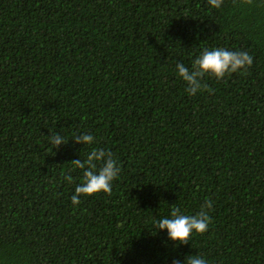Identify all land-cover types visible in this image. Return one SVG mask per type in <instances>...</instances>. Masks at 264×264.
Instances as JSON below:
<instances>
[{
    "label": "trees",
    "instance_id": "obj_1",
    "mask_svg": "<svg viewBox=\"0 0 264 264\" xmlns=\"http://www.w3.org/2000/svg\"><path fill=\"white\" fill-rule=\"evenodd\" d=\"M217 48L253 64L189 95L176 64ZM55 133L68 143L54 149ZM93 148L120 175L73 205L70 163ZM206 199L208 231L187 245L156 229L173 205L195 215ZM196 254L264 264V0H0V264Z\"/></svg>",
    "mask_w": 264,
    "mask_h": 264
},
{
    "label": "clouds",
    "instance_id": "obj_2",
    "mask_svg": "<svg viewBox=\"0 0 264 264\" xmlns=\"http://www.w3.org/2000/svg\"><path fill=\"white\" fill-rule=\"evenodd\" d=\"M211 8L219 9L224 0H207ZM251 2V0H247ZM253 64V57L247 52L229 51L227 49H204L199 56H196L191 63V68L183 63L176 64V71L185 84V91L189 95H196L202 89V80L205 76L214 77L216 80H222L227 74L236 73ZM71 139L76 144L83 146L94 143V137L85 132H72ZM49 143L58 149L61 145H66L64 137L59 133L49 134ZM74 168L82 170V182L75 188V194L71 197L73 205L80 203V197H90L99 193L110 194L112 183L116 180L121 169L117 166L111 151L103 148H93L86 159H77L70 163ZM99 165V167H97ZM69 183L73 178L71 175L65 176ZM213 204L206 199L201 205L200 210L195 215H188L181 212L180 208L172 206L170 217H164L156 222V229L167 231L168 239L174 245H187L193 235L203 234L208 231L211 223L209 210ZM173 264H180L179 261H173ZM183 264H208V261L201 255L187 256Z\"/></svg>",
    "mask_w": 264,
    "mask_h": 264
}]
</instances>
